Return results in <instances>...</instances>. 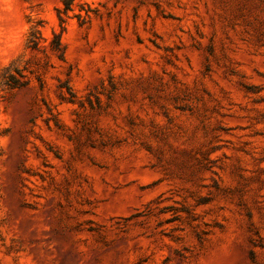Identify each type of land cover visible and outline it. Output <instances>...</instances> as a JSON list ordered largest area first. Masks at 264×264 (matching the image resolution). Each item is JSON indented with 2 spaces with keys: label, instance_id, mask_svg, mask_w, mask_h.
Instances as JSON below:
<instances>
[{
  "label": "rangeland",
  "instance_id": "1",
  "mask_svg": "<svg viewBox=\"0 0 264 264\" xmlns=\"http://www.w3.org/2000/svg\"><path fill=\"white\" fill-rule=\"evenodd\" d=\"M63 1L0 0V264H264V0Z\"/></svg>",
  "mask_w": 264,
  "mask_h": 264
},
{
  "label": "trees",
  "instance_id": "2",
  "mask_svg": "<svg viewBox=\"0 0 264 264\" xmlns=\"http://www.w3.org/2000/svg\"><path fill=\"white\" fill-rule=\"evenodd\" d=\"M75 0H64L63 6L57 8V15L59 18L61 31H53V36L49 41V47L55 53H59L60 57H64L65 54V45L63 42V33L66 29V17L68 16L69 10H71L72 5ZM42 23H37L32 25L29 30L28 38H27V46L31 49H41L42 40H44L42 36L41 26Z\"/></svg>",
  "mask_w": 264,
  "mask_h": 264
}]
</instances>
